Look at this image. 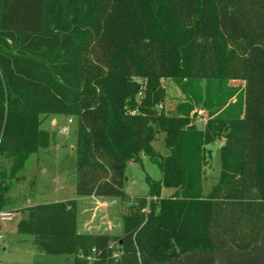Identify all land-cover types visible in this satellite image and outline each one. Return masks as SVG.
Here are the masks:
<instances>
[{"label": "trees", "instance_id": "obj_1", "mask_svg": "<svg viewBox=\"0 0 264 264\" xmlns=\"http://www.w3.org/2000/svg\"><path fill=\"white\" fill-rule=\"evenodd\" d=\"M134 78L145 79L139 101ZM160 78L182 91L240 80L239 114L214 115L230 91L215 108L207 95L211 117L197 129L190 97L163 111ZM48 114L76 119V197L124 198L125 164L139 153L160 178L147 179L144 218L123 216L116 254L107 233L77 231L76 198L27 207L15 231L40 251L72 264H166L188 251L249 252L264 236V0H0V157L10 160L0 209L8 181L47 141ZM155 132L168 155L152 148ZM221 136L220 170L203 193L206 145ZM161 186L174 192L161 197Z\"/></svg>", "mask_w": 264, "mask_h": 264}, {"label": "rangeland", "instance_id": "obj_2", "mask_svg": "<svg viewBox=\"0 0 264 264\" xmlns=\"http://www.w3.org/2000/svg\"><path fill=\"white\" fill-rule=\"evenodd\" d=\"M133 80L139 83V90L135 95V100L139 101L141 98L138 97V93L143 92L145 79L134 78ZM242 84L240 80H229L219 87L216 83L202 80L185 86L182 91L169 78H160L155 87L163 89L162 108L165 112L172 111L177 102L190 97L193 106L189 115L193 114L194 119L189 124L204 131L205 123L211 116L202 106V99L207 98V95L211 96L214 103L211 107L215 108L217 100L223 97L221 94L230 91L232 95L227 96L214 115L222 110L229 117H235L239 114L238 101ZM198 117L203 118L200 124L197 122ZM42 127L47 132V141L35 153L27 157L17 176L8 181L9 189L6 195L10 202L3 209L11 210L13 217L11 221L3 223L0 227L3 235L0 240V264H72L70 255L44 253L34 244L32 235L18 234L15 231L16 223L25 215L27 207L56 200L77 199L74 194L76 119L58 115L56 121L48 119L45 124L43 122ZM163 136V132H155L150 144L157 153L165 156L169 154V149L163 141ZM223 141L221 136L217 138V141L206 145L210 151V159L205 166L202 179L203 193L208 192L211 185L216 182L220 170L219 146ZM9 166L10 160L0 157V179L1 175H7ZM124 177L126 178L123 188L126 196L122 199L108 197L109 200H105L104 203L95 201L92 197L77 200V231L90 234L107 233L110 236V250L113 253L118 250L117 239L123 231V216L128 213H138L144 218V215L149 212L150 198L146 196L147 179L158 180L160 170L144 154L139 153L138 161H128L125 164ZM173 192L174 189L168 186L160 188L161 197H168Z\"/></svg>", "mask_w": 264, "mask_h": 264}, {"label": "water", "instance_id": "obj_3", "mask_svg": "<svg viewBox=\"0 0 264 264\" xmlns=\"http://www.w3.org/2000/svg\"><path fill=\"white\" fill-rule=\"evenodd\" d=\"M126 177H124L125 180ZM178 251V250H177ZM264 236L250 247V251H239L233 246L200 253L185 252L173 257L166 264H263Z\"/></svg>", "mask_w": 264, "mask_h": 264}, {"label": "built area", "instance_id": "obj_4", "mask_svg": "<svg viewBox=\"0 0 264 264\" xmlns=\"http://www.w3.org/2000/svg\"><path fill=\"white\" fill-rule=\"evenodd\" d=\"M142 94L141 92L138 93V97H141ZM161 107V105L159 104V108ZM70 122V119L68 120ZM197 122L200 124L203 122V118L198 117L197 118ZM60 132H63L62 130H59ZM0 140H1V131H0ZM13 217V212L11 210L8 209H0V227L3 223L9 222L11 221ZM3 238V235L1 233V229H0V240ZM115 255V254H114ZM87 260H91L90 257H87Z\"/></svg>", "mask_w": 264, "mask_h": 264}, {"label": "crops", "instance_id": "obj_5", "mask_svg": "<svg viewBox=\"0 0 264 264\" xmlns=\"http://www.w3.org/2000/svg\"><path fill=\"white\" fill-rule=\"evenodd\" d=\"M59 114H48V115H40V119L42 120V122H41V124H40V128L41 129H44L45 130V128H43L42 127V124H43V122H44V124H45V122H46V120H48V119H51V121H56V117L58 116ZM52 138V137H51ZM89 197H92L93 199H95V201H99V202H105V200H109L108 199V197H97V196H84V197H77V200L78 199H82V198H89ZM56 201H58V200H56ZM23 217V216H22Z\"/></svg>", "mask_w": 264, "mask_h": 264}]
</instances>
